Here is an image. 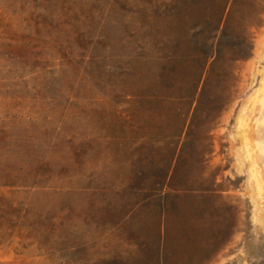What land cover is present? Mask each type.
<instances>
[{
	"label": "rangeland",
	"instance_id": "obj_1",
	"mask_svg": "<svg viewBox=\"0 0 264 264\" xmlns=\"http://www.w3.org/2000/svg\"><path fill=\"white\" fill-rule=\"evenodd\" d=\"M263 67L264 0H0V264H264Z\"/></svg>",
	"mask_w": 264,
	"mask_h": 264
},
{
	"label": "bare ground",
	"instance_id": "obj_2",
	"mask_svg": "<svg viewBox=\"0 0 264 264\" xmlns=\"http://www.w3.org/2000/svg\"><path fill=\"white\" fill-rule=\"evenodd\" d=\"M236 128L251 185L264 202V67L258 88L240 110Z\"/></svg>",
	"mask_w": 264,
	"mask_h": 264
}]
</instances>
